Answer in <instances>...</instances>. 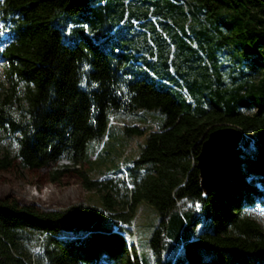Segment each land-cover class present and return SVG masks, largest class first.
Here are the masks:
<instances>
[{
  "label": "trees",
  "instance_id": "1",
  "mask_svg": "<svg viewBox=\"0 0 264 264\" xmlns=\"http://www.w3.org/2000/svg\"><path fill=\"white\" fill-rule=\"evenodd\" d=\"M0 58V145L16 146L0 150V181L22 169L55 184L73 177L101 199L77 205L96 212L90 227L69 228L58 220L68 207L0 196V264H143L122 234L141 201L159 214L149 239L158 261L166 244L167 264H264V229L243 211L264 206V0H0ZM142 109L162 119L111 122L146 118ZM226 124L247 136L205 192L196 156ZM117 129L143 136L138 154L90 177L86 143ZM181 202L208 206L213 228L168 215Z\"/></svg>",
  "mask_w": 264,
  "mask_h": 264
},
{
  "label": "rangeland",
  "instance_id": "2",
  "mask_svg": "<svg viewBox=\"0 0 264 264\" xmlns=\"http://www.w3.org/2000/svg\"><path fill=\"white\" fill-rule=\"evenodd\" d=\"M124 33L125 28L121 26L113 34V37L118 40L119 35L123 36L119 39L123 41L125 39ZM62 39L66 43H73L76 40L74 37H66V35H62ZM93 41L101 45L102 48L111 46L113 42V40L110 42L99 41L96 38ZM2 64L3 60L0 58V76H2ZM141 111L146 113V118H142V116L133 118L131 115L118 114L111 122L120 128L124 123L154 125L162 119V116L154 110L142 109ZM116 131L111 132L105 140H89L86 143L82 162L90 177H104L105 171H112L118 167L122 168L138 154L140 150L139 143L142 141L143 136L129 138L128 135H125L122 137L119 129ZM241 141H243V138ZM15 149V143L8 139L4 140L0 145L1 151L8 150L13 153ZM20 171L22 172V177L18 178L12 176V174L3 173L7 180L0 181V196L12 194L21 202H33L42 208L64 209L70 208L69 206H76L79 203H85L86 205H99L101 203V199L93 190H85L73 177H70L67 183L55 184L47 181L43 174L35 175L25 169ZM179 209L184 211V213H190L192 220L197 218L199 229L213 228V221L208 206L181 202L178 205L170 206L168 215L169 212H176ZM243 211L259 222L264 229L263 205L247 206L243 208ZM158 220L159 214L155 206L146 201H141L131 218L129 231L123 232L124 238L131 239L133 244L136 245L135 247H137L141 263L143 264H167L175 253L174 247L165 244L162 248L160 261H158L156 254L152 251L149 239ZM180 255H182V252H180Z\"/></svg>",
  "mask_w": 264,
  "mask_h": 264
},
{
  "label": "water",
  "instance_id": "3",
  "mask_svg": "<svg viewBox=\"0 0 264 264\" xmlns=\"http://www.w3.org/2000/svg\"><path fill=\"white\" fill-rule=\"evenodd\" d=\"M243 136H247L235 124L217 126L208 131L202 139L196 156V166L199 170L200 186L208 192L214 187L225 172L233 150ZM58 220L69 228L90 227L96 220L93 208L73 206L61 213Z\"/></svg>",
  "mask_w": 264,
  "mask_h": 264
},
{
  "label": "built area",
  "instance_id": "4",
  "mask_svg": "<svg viewBox=\"0 0 264 264\" xmlns=\"http://www.w3.org/2000/svg\"><path fill=\"white\" fill-rule=\"evenodd\" d=\"M59 164H63V163H71L68 159H64V158H61L58 162ZM123 234V233H122ZM124 235V234H123ZM128 240V239H126Z\"/></svg>",
  "mask_w": 264,
  "mask_h": 264
}]
</instances>
